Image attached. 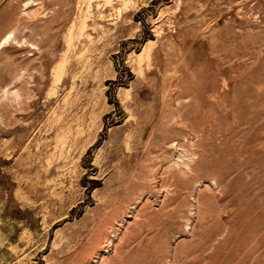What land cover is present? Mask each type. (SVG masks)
I'll list each match as a JSON object with an SVG mask.
<instances>
[{
  "label": "rangeland",
  "instance_id": "rangeland-1",
  "mask_svg": "<svg viewBox=\"0 0 264 264\" xmlns=\"http://www.w3.org/2000/svg\"><path fill=\"white\" fill-rule=\"evenodd\" d=\"M0 264H264V0H0Z\"/></svg>",
  "mask_w": 264,
  "mask_h": 264
}]
</instances>
